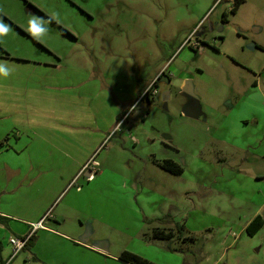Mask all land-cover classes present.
<instances>
[{
    "label": "rangeland",
    "instance_id": "1",
    "mask_svg": "<svg viewBox=\"0 0 264 264\" xmlns=\"http://www.w3.org/2000/svg\"><path fill=\"white\" fill-rule=\"evenodd\" d=\"M243 1L237 12L230 14L233 0H0V21L10 28L0 39V53L12 60L33 62L27 65L0 60L10 70L9 75L0 76V105L6 110H23L25 124L32 129V132L25 131L22 123L17 124L18 115L1 120V128L10 125L7 141L14 144L20 138L19 131H25L22 143L28 142L29 146L22 156L59 159V165L48 164V168L64 165L75 168L90 156L78 177L67 187L75 190L76 184L85 182V177L90 176L93 165L98 169L103 162H112L103 158L115 155L113 150L106 154L103 146L93 154L95 149L87 138L91 129L82 126L104 125L103 121L110 116L115 124L121 116L116 110L129 108L132 95L137 97V88H133L131 80L140 78L148 84L160 66L175 53L167 66L176 58L169 70L179 71L181 61H188L186 72L194 81L203 113L199 125L214 126V132L209 134L215 139H225L228 144L201 142L194 147L192 141L186 142V149L181 150L187 159L183 167L185 180L179 187V194L171 199L165 210L160 202L162 191L139 193V187V192H133L129 182L124 181L120 223H166V220L168 223H195L197 235L208 238L200 240L202 245L210 246L214 254L222 252L224 246L220 242L229 244L235 240L239 242L235 249L239 248L250 258L248 264H264V228L253 238L242 231L245 209L254 211L264 200V162L254 169L252 160L241 159L246 153L233 148H245L254 133L264 138V0ZM28 6L35 7L38 14L27 13ZM223 13L227 14V23L221 22ZM33 16L41 18L48 28L41 40L33 39L27 31L28 21ZM192 33L193 40L202 38L203 52L195 59L193 55L187 59L189 46L180 55L181 48H178ZM255 46L263 49L252 48ZM232 62L261 70L260 92L251 91L242 96L232 93L227 79L246 75L241 70L233 73ZM165 74L170 73L166 71ZM167 83L162 78L158 80L156 102L150 105L149 112L145 111V100L137 107L136 103L134 111L131 109L126 115L129 116L126 123L146 126L154 137L161 136V132H153V126L155 130H163L184 123L198 125L180 116L177 82L172 99L162 100L167 85L172 88ZM228 100L234 103L231 113ZM102 113L105 119L101 118ZM71 114H74L76 126L72 131L66 118ZM253 115L258 119L257 125L243 126L241 120L251 122ZM77 124L82 128H77ZM219 124L228 132L219 129ZM118 141L114 136L108 146L115 148ZM127 142V156H140L152 147V141L143 140L136 146L130 140ZM6 149L7 146L0 156L10 153ZM154 149L159 157L161 146L158 142ZM249 152L264 157L260 145ZM109 166L120 167V163L114 159V164L109 163ZM154 171L163 177L161 170ZM133 173L123 169L118 177L125 174L126 178L127 174L132 180ZM54 174L55 171L48 170L44 174L47 177L32 185L34 188L18 189L10 196L0 195L10 201L7 212L12 220L8 223L19 225L24 215L18 207L26 202L33 205L37 191L48 187ZM116 174L114 171V175H107L112 183ZM155 180L156 186L160 180L156 177ZM2 186L0 184V193ZM63 197L64 194L58 201ZM13 206L16 209L12 210ZM259 214L264 218V206ZM155 215L160 217H152Z\"/></svg>",
    "mask_w": 264,
    "mask_h": 264
},
{
    "label": "crops",
    "instance_id": "2",
    "mask_svg": "<svg viewBox=\"0 0 264 264\" xmlns=\"http://www.w3.org/2000/svg\"><path fill=\"white\" fill-rule=\"evenodd\" d=\"M30 7L36 10L35 7ZM30 14L35 15V12ZM184 41L178 48V50L181 48L179 55L185 47H188L182 46ZM203 43L198 48H190L189 46L188 48L190 50L186 58L188 59V57L193 55L194 58H192L195 59L197 55H201L203 52ZM252 48L263 49L261 46ZM174 54H171L165 63L160 66L148 84L140 78L131 80L133 88H137V81H139L141 93L138 94L139 89L137 88V97L132 95L131 106L126 108L127 110L125 108L120 109V111L116 110L118 113L120 112L121 116L118 120L116 119L115 124H112L113 116H110L109 119L103 121L104 125L96 124L93 128L88 125L82 126L83 128L91 129V133L87 138L91 148L95 149L92 152L93 154L103 146L102 149H106V154L113 150L115 155L103 158L105 161L109 159L112 162H103L98 169V166L94 165L95 172L91 173L87 179L85 177V182L76 184L77 188L75 190L72 188L67 189V187L78 177L83 165L89 160L90 156L75 168L64 165L62 167H56L55 169L52 166L48 168V164L53 166L54 164L59 165L60 162L57 158L45 157L39 159L36 157H23L24 149L29 146L28 142L23 144L21 139L23 138L24 132L29 129L26 126L27 124H25V122L27 123L26 119L23 118L25 117L24 111L20 109L16 111H11V109L6 110L4 106L0 105V121L8 120L9 117L18 115L20 117L16 121L17 124L22 123V127L25 128L24 132L19 131V135L18 130H16L17 133L15 132V134L20 136V138L12 144L10 141H7L10 136L6 135V133L11 132L10 125L8 128L0 127V153L5 151L3 149L7 146L6 151L16 154L11 155L9 153L0 156V174H2L0 184H3L0 195L3 193V195L10 196L14 192L17 193L16 190L18 189L34 188L32 185L41 181L43 177H47L44 175L46 171H55L53 177L50 178V185L43 190L39 189L37 191L33 205L32 202H26L18 207L24 215L19 219V225L8 223V221L12 220L11 214L7 212L10 201H8L7 197H0V218L2 219L0 221L1 256L6 264H129L119 259L122 253L136 255L151 264H248L247 262L250 261V258L243 252H240L239 248L235 249L239 245V242L236 243L235 240L229 244L227 242H220L219 244L224 247L222 252L218 254H214L210 246L202 245L203 242L200 240L205 241L208 238H201L197 235L198 232L195 223H168V220L164 221L166 223H120L123 213L121 196L123 195V190L126 188L124 181L129 182L131 185L130 189L133 192H139V187H141L139 193L154 190L160 193L162 191L163 199L160 202L162 203V208L164 207L165 210L166 206L170 205L171 199L179 194V187L185 180L183 178V167L187 164V159L182 155L181 150L185 148L186 142L189 141L191 143L192 141L194 147H197V144L201 142H209L213 145L214 143L228 144L225 139H215L214 135L211 136L209 134L211 131L214 132V126L209 125L207 126L208 128H204L199 125L201 124V115L203 113L199 98L195 93L194 81L186 72L188 61H181L178 65L179 71L176 69L169 70L170 65L176 58L171 61L169 66L167 64ZM0 60L16 64L28 65L33 63L21 59L12 60L1 53ZM232 64L231 71L233 73L235 70H241L246 74L241 78L240 76H232L227 79L229 89L232 93L242 96L251 91L254 94L260 92L261 70L249 68L245 64V66H239V64L233 62ZM166 71H169L170 74H165ZM159 76L160 79L162 78L172 86L171 88L167 85L166 92L162 94V100L169 102L172 99L174 83L177 82L175 83L178 87L179 97L177 99L182 110L180 116H184L190 119V121L198 122V125H187L184 123L183 125H170L163 130H155L153 126V132H161V136L154 137L149 134L146 126H135L131 123H126L129 118L126 115L137 103L138 98L145 92L150 83ZM156 96L157 94L155 96H148V100L144 98L146 103L144 104L147 107H145V111L147 113L149 112L150 105L156 102ZM142 102L137 103L135 107ZM174 102H176V99H174ZM227 104L229 106V113H231L234 108V103L228 100ZM133 111L134 109L131 112ZM104 117L105 114L102 113L101 118L105 119ZM66 118L68 123H70L68 126L71 127L70 130L72 131L76 127L74 124V114H71L70 117L66 115ZM106 121L108 123H105ZM241 122L247 128L251 124L257 125L258 119L253 115L251 122L247 119H242ZM80 127V124H77V128ZM223 127V124H219V129ZM29 130L32 132L31 128ZM223 130L228 132L226 128H223ZM139 134H143V137H139ZM110 135V140L108 143H105ZM4 136L7 137L5 142ZM114 136H117L119 139L118 145L115 148H110L108 145ZM128 140L134 146L143 140L152 141V147L146 151L144 150L140 156L138 154L127 156L128 153L125 145L128 143ZM156 142L161 146L159 157L156 156L154 149ZM256 145L262 146L264 152V138L256 136L254 133L252 140L247 142L245 148L233 146L235 150H239L244 154L246 153L245 157L241 159L252 160V163L255 164L254 169L259 168L257 164L260 165L264 162V157L259 156L260 154H251L249 152V150L256 149ZM121 156H124V159ZM114 159L117 164L120 163V167L115 166V168H112L109 166V163L114 164ZM164 161H169L176 165L181 169V174L173 175L157 166ZM72 163H75L73 159ZM156 168L161 170V173L164 174L163 177L155 174L154 170ZM123 169L134 171L132 180L127 177V174L126 178L125 174H121L122 176L120 178L118 177V173ZM114 171L117 174L112 177L115 180L112 183L107 175H114ZM239 173H241V170ZM155 177L160 180L156 186L153 182H156ZM131 181L133 182L130 183ZM148 181H152V183H143ZM145 184L147 187H144ZM190 185L193 186V183H190ZM2 188L4 191H2ZM63 194L64 197L58 201ZM263 206L264 200L261 205L256 206L257 208L254 211L245 209L246 214L244 218L246 220L242 231L246 235V227L257 215H260L259 211ZM14 209H16V206L12 207V210ZM165 213L166 211L163 214ZM152 217L159 218L160 216L156 217L155 215ZM42 218H44L42 228L34 231L32 245L22 251L24 253L22 257H18L22 253L20 252L10 260L11 249L8 243L9 239L11 237L24 236L30 231L31 226ZM179 226L182 227L181 233L178 232ZM263 228L264 225L254 236H247L253 238ZM155 233L159 237L158 239L153 238ZM167 233L173 234V237L168 240L162 238L161 235H166ZM259 264H263V262Z\"/></svg>",
    "mask_w": 264,
    "mask_h": 264
},
{
    "label": "trees",
    "instance_id": "3",
    "mask_svg": "<svg viewBox=\"0 0 264 264\" xmlns=\"http://www.w3.org/2000/svg\"><path fill=\"white\" fill-rule=\"evenodd\" d=\"M243 0H233V4L232 7L229 9V13L230 14H235L238 10V8L240 7V5L243 3ZM221 21L222 23H227V14L223 13L221 16ZM160 80V76L152 82L153 85L156 84V82ZM137 88L139 89L138 94L141 93V86L139 85V81H137ZM148 100V97H147ZM7 140V137H5L4 142ZM159 168H161L162 170L173 174V175H179L181 174V169H179L176 165H174L173 163L169 162V161H164L161 164L157 165ZM2 219L0 218V221ZM264 225V218L261 215H257L246 227V233L249 236H254L256 234V232ZM178 232L181 233L182 232V227H178ZM162 238L168 240L171 239L173 237V234L171 233H167L166 235H161ZM153 238L158 239L159 237L157 236V234L155 233ZM33 242V237L30 238V240L28 241L27 247H30L32 245ZM26 247V248H27ZM1 252H2V244L0 242V264H6L4 260H2V256H1ZM119 259L123 262L129 263V264H151L148 261L130 254V253H122L119 256Z\"/></svg>",
    "mask_w": 264,
    "mask_h": 264
},
{
    "label": "built area",
    "instance_id": "4",
    "mask_svg": "<svg viewBox=\"0 0 264 264\" xmlns=\"http://www.w3.org/2000/svg\"><path fill=\"white\" fill-rule=\"evenodd\" d=\"M182 46H190V47L198 48L200 45H199L198 42L193 40V33H192V34H190L188 39H186L184 41ZM156 94H157V90L155 88V85L151 84V85L148 86V88L145 90V92L138 98L137 103L143 101L144 98H147L148 96H155ZM93 163H94V161H93ZM93 163L91 165H93ZM86 167H88V165ZM90 170H91V168H90ZM94 172H95V168H94V165H93V171L91 173H94ZM44 218H42L36 224H33L31 226L30 231L27 234H25L24 236L11 237L9 239L8 243H9L10 249H11V253H10V257H9L10 259H13L20 252H22L23 250L26 249L28 241L32 237L34 231H36L39 228H42V223L44 221Z\"/></svg>",
    "mask_w": 264,
    "mask_h": 264
},
{
    "label": "clouds",
    "instance_id": "5",
    "mask_svg": "<svg viewBox=\"0 0 264 264\" xmlns=\"http://www.w3.org/2000/svg\"><path fill=\"white\" fill-rule=\"evenodd\" d=\"M44 25L45 22L41 18L33 16L28 21L27 31L33 39L41 40L48 33V28ZM9 31L10 28L0 21V39L7 35ZM9 72L7 65L4 62H0V76H7Z\"/></svg>",
    "mask_w": 264,
    "mask_h": 264
},
{
    "label": "flooded vegetation",
    "instance_id": "6",
    "mask_svg": "<svg viewBox=\"0 0 264 264\" xmlns=\"http://www.w3.org/2000/svg\"><path fill=\"white\" fill-rule=\"evenodd\" d=\"M27 9H30V11L35 12V14H38V10H37V9L34 10V9H32L31 7H29V6H28ZM29 13H31V12H29ZM221 22H222V21H221ZM64 32H65V31H64ZM195 41L198 42L199 45H202V42H203L202 38H195Z\"/></svg>",
    "mask_w": 264,
    "mask_h": 264
},
{
    "label": "water",
    "instance_id": "7",
    "mask_svg": "<svg viewBox=\"0 0 264 264\" xmlns=\"http://www.w3.org/2000/svg\"><path fill=\"white\" fill-rule=\"evenodd\" d=\"M26 11H27V12H31V13H32V11H30V9H26Z\"/></svg>",
    "mask_w": 264,
    "mask_h": 264
}]
</instances>
